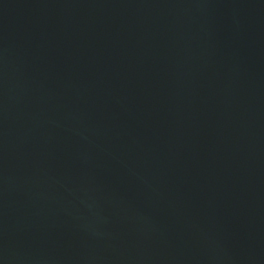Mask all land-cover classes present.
Masks as SVG:
<instances>
[{"label":"water","instance_id":"95a60500","mask_svg":"<svg viewBox=\"0 0 264 264\" xmlns=\"http://www.w3.org/2000/svg\"><path fill=\"white\" fill-rule=\"evenodd\" d=\"M0 264H264V0H0Z\"/></svg>","mask_w":264,"mask_h":264}]
</instances>
